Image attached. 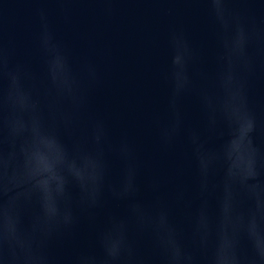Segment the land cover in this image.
I'll use <instances>...</instances> for the list:
<instances>
[{
	"label": "water",
	"instance_id": "1",
	"mask_svg": "<svg viewBox=\"0 0 264 264\" xmlns=\"http://www.w3.org/2000/svg\"><path fill=\"white\" fill-rule=\"evenodd\" d=\"M0 264H264V0H0Z\"/></svg>",
	"mask_w": 264,
	"mask_h": 264
}]
</instances>
